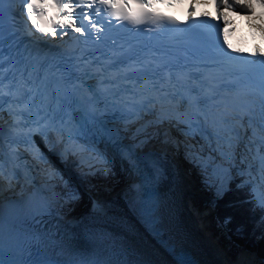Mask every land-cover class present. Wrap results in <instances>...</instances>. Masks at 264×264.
I'll use <instances>...</instances> for the list:
<instances>
[{
	"label": "bare ground",
	"instance_id": "1",
	"mask_svg": "<svg viewBox=\"0 0 264 264\" xmlns=\"http://www.w3.org/2000/svg\"><path fill=\"white\" fill-rule=\"evenodd\" d=\"M247 1L235 0L232 12L241 10ZM260 3L259 1L254 3L251 12L259 9L263 14L264 4ZM147 137L150 146L160 151L159 153L167 155L164 156V162L159 161L156 164L157 168L164 171L160 189L161 201L158 207L161 234L165 236L169 244L173 245V248L189 253L197 264H230L231 259L228 254L220 253L221 250L212 240V234L208 233L209 222L201 212L200 205L193 199V196L199 199L204 197L200 195L201 189L198 184L202 178L196 171L197 168L188 165L180 158L181 140L173 132L160 136L159 131H152ZM162 141L165 143L163 144ZM95 156L99 159L97 153L93 157ZM152 156L159 155L153 151ZM41 163H43L42 158L39 161V164ZM225 170L227 169L221 168L222 172ZM68 173V175L72 174L74 179L77 177L71 165ZM216 176L221 177V173L211 178L212 185L218 180ZM225 176L227 172L222 175V177ZM82 190L87 196L82 209L76 210L69 216L61 211L58 212V216L66 218L68 222L72 220L74 223L72 231L76 237L71 240L75 242L71 246L75 247L76 251L83 253L102 247L113 252L124 253L138 264H174L170 254L146 232L139 222L134 206L127 199L121 198V190L117 194L112 192L110 197L103 199L101 196L96 197L95 193H87L85 187ZM191 201L194 205H191ZM233 261L234 264H255L247 256H243L240 261L239 258H234Z\"/></svg>",
	"mask_w": 264,
	"mask_h": 264
},
{
	"label": "snow or ice",
	"instance_id": "2",
	"mask_svg": "<svg viewBox=\"0 0 264 264\" xmlns=\"http://www.w3.org/2000/svg\"><path fill=\"white\" fill-rule=\"evenodd\" d=\"M17 2L21 5L20 14L25 17L23 21H20V24L26 30V34L28 36L39 34L41 38L49 36L55 37L59 30L65 29L66 27H71L76 32L83 34L85 30L83 21L85 20L93 30L103 32V27H97L98 21L101 25L107 23L108 26H111V19L104 21L101 19L102 15L114 18L117 21L127 22L133 26L139 25L144 19H147L151 24L155 25L157 29L163 26V21L175 23L174 19L171 17H165L162 15L157 16L145 11L143 8L139 11L127 10V0H124V4H119L118 0H77L75 4L73 3V0H0V63H2L3 60L2 50L5 39L3 31V5L5 3L11 5ZM136 2L143 6H150L149 0H136ZM221 2L224 3V0H221ZM260 2L264 4V0H260ZM224 6L231 7L232 5L224 3ZM49 7L58 9L59 14L66 17L69 21H71L75 15L76 20L79 21V23L66 25L63 22H55L50 18L46 19V13ZM66 8L79 9L80 12L68 13L65 11ZM93 17L96 19H93ZM216 27L219 28L218 25ZM66 34V32L61 31V38ZM46 42L47 41L45 40V43ZM217 43H219V32L217 33ZM219 46L223 51L224 46L222 44ZM224 55L228 56L229 53L225 51ZM254 62L255 61H251V63ZM259 63L264 64V60L259 61ZM261 77V103L264 104V73L261 74ZM57 98L60 99L59 97ZM61 103L68 108H72L73 111L79 109L75 117L79 127L74 130H69V139L72 138V131H75L76 135H83L93 141L99 138L101 140L112 142L111 148L114 151L119 152L121 150L122 145L119 143V134L117 130L109 128L104 121L99 120L95 111L89 109L82 97L76 96L75 93H66ZM41 119L46 122V127H52L60 132L65 130L63 128H58L56 125V120L58 119L63 123V117L60 115L45 114ZM40 122V120L36 121L37 124ZM262 143H264V141H262ZM260 159L261 167L264 168V157H261ZM0 175H2V168H0ZM145 195L148 199L151 198L147 190ZM257 203L259 207L264 208V192H261L257 196ZM152 210V208H148L146 205L147 212L150 213ZM0 264H55V262L39 258V253H36L35 257L31 254L28 257H24L14 245L11 236L5 237L4 233L0 231ZM178 264H194V261L183 259L178 261Z\"/></svg>",
	"mask_w": 264,
	"mask_h": 264
},
{
	"label": "trees",
	"instance_id": "3",
	"mask_svg": "<svg viewBox=\"0 0 264 264\" xmlns=\"http://www.w3.org/2000/svg\"><path fill=\"white\" fill-rule=\"evenodd\" d=\"M104 172L105 177L95 176L96 179H107L117 175L116 168ZM55 191L65 204H76L81 199L80 191L73 184L58 181ZM249 196L248 190L238 187L228 185L218 188L213 194L217 211L215 226L225 231L226 240L252 250L264 263L263 208L254 206V203L247 199Z\"/></svg>",
	"mask_w": 264,
	"mask_h": 264
},
{
	"label": "rangeland",
	"instance_id": "4",
	"mask_svg": "<svg viewBox=\"0 0 264 264\" xmlns=\"http://www.w3.org/2000/svg\"><path fill=\"white\" fill-rule=\"evenodd\" d=\"M256 2H258V1L257 0H248L247 2H245V9H247V10H249L251 12L252 8H254V3H256ZM253 26L256 27L260 32H262L264 34V19L263 18L254 20ZM93 151L97 152L96 150H93ZM45 153H46L45 159L49 162V165L44 167V171H50L52 176L55 179L58 176H61V179L65 180L66 182H72V183H74V185L77 186L76 180L72 177V175H68L69 173L68 174L66 173V176L58 174V172L56 170V166L58 164H56L55 162H53L51 160L49 152L45 151ZM103 155L104 154L100 155L101 161H99V165L101 167H106V165H108V164L111 167H117L119 178L114 180V183H116V185L113 186L112 191L113 190H117L119 186L124 185L126 183L127 177L125 176L124 171H122V169L118 165H116V163L113 161V159L111 157L107 158V156H103ZM182 157H183V153H182V155H180V158L183 160ZM59 165H61V164L59 163ZM75 172H78V170H75ZM89 183H90V181H89ZM89 183L85 185L86 189H87V187L89 188V191L87 189V192H91L92 194L95 193L96 197L97 196H102V195L104 197H107V196L110 197L111 196V194H112V193H110L111 192V188L110 189H109V187L103 188V186L102 187H94V186H97V183L93 179H91V184H89ZM222 183H224V182H222ZM202 193H204V192H202ZM86 198L87 197L85 195H82L79 203H77L76 205H67V206L64 205V206H62V204H59V207L61 208L60 209L61 212L65 213V214H67L69 216L72 213H74L76 210L82 209L84 207L83 204L87 200ZM191 205H194L192 203V201H191ZM199 208H200V210L202 212V208L200 206H199ZM203 212L208 218L207 221L209 222V227H210V230H209L208 233L212 234V236H213L212 240L215 241V243L218 246V249L221 250L220 253L226 252L228 254L229 259H231V263L230 264H234V261H233L234 258H232V255H230V254H231V249L233 247L238 246V244H236V243H234L233 241H230V240L228 241L225 238H223V240H221L222 236L225 237V235H226L225 231L212 229V225H214V222L216 220V212H217L216 209H215L214 199H212L210 201V203L208 205H206V207H204ZM211 215H212V217H211ZM203 237H204V235H203ZM208 242L210 243V245L212 247V244H211L209 239H208ZM220 243H222V244H220ZM238 247L240 249H243V250H241V253H245V254H248L249 256H251L253 258L255 264H262L263 263L262 259H260L259 256L256 253H254L252 250L250 251V249H247V248H245L243 246H240V245ZM246 250H248V251H246Z\"/></svg>",
	"mask_w": 264,
	"mask_h": 264
}]
</instances>
